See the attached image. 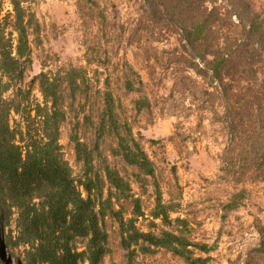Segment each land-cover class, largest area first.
Masks as SVG:
<instances>
[{
  "label": "rangeland",
  "instance_id": "rangeland-1",
  "mask_svg": "<svg viewBox=\"0 0 264 264\" xmlns=\"http://www.w3.org/2000/svg\"><path fill=\"white\" fill-rule=\"evenodd\" d=\"M27 6L41 26L40 42L30 38L33 63L21 85L31 89L32 100L43 102L39 82H33L41 73L59 78L76 68L89 79L86 97L67 108L60 127V144L74 174L82 172L70 141L77 133L94 151L98 170L108 164L131 183L144 212L140 230H177L152 217L160 191L163 202L175 207L171 218L188 222L187 238L210 248L209 264H264V131L255 135L249 127L259 113L253 93L264 94V52L247 32L254 17L264 31V0H154L151 6L145 0H28ZM11 11L9 1L0 0L2 16ZM206 19L191 45L185 28ZM221 55L227 61L228 93L239 94L238 99L224 94L212 72ZM128 80L135 91L127 89ZM106 92L120 102V123L155 165V177L145 187L118 155L116 139L96 135ZM231 202L238 207L225 208ZM122 204L126 217H133L132 203ZM16 225L13 211L5 240L15 241ZM105 227L111 252L102 264H128L119 225L107 218ZM10 250L27 264L24 247ZM3 259L14 264L6 255ZM135 264L187 263L161 249L138 254Z\"/></svg>",
  "mask_w": 264,
  "mask_h": 264
},
{
  "label": "trees",
  "instance_id": "trees-1",
  "mask_svg": "<svg viewBox=\"0 0 264 264\" xmlns=\"http://www.w3.org/2000/svg\"><path fill=\"white\" fill-rule=\"evenodd\" d=\"M8 1L12 11L5 16L0 13V247L5 250H0V264H5V255L14 264H21L10 252L11 247H24L27 264H102L111 252L105 227L107 218L119 225L128 264H135L138 254H154L161 249L181 257L187 264H209L210 248L187 238L188 222L171 218L175 207L163 202L160 191L152 217L164 226H176L177 230H162L160 234L140 230L137 222L144 212L131 183L108 164L98 170L94 151L77 133L70 136V141L82 172L74 174L60 144V127L67 119V108L86 97L84 88H90L89 79L76 68L64 71L59 78L41 73L33 82H39L43 102H34L31 89L24 90L21 85L33 63L30 38L40 42L41 26L27 6L28 0ZM145 1L151 6L154 0ZM207 21L200 26H184L191 45ZM262 29L254 17L247 32L264 52ZM226 64L224 56H217L212 72L222 84L224 94L238 99L239 94L228 93ZM126 87L135 91L130 80ZM10 92L12 95L7 97ZM253 94L254 111L258 109L259 113L249 127L256 135L257 130L264 131V94ZM121 107L110 92L104 94L96 135L116 139L118 155L135 169L136 182L145 187L148 179L155 177L156 168L132 130L120 123L117 111ZM142 108L143 102L139 101L137 110ZM123 201L132 203L133 217H126ZM237 207L231 202L225 208ZM13 211L17 214L18 236L15 241H7L4 230ZM152 225L156 226L154 222ZM81 242L85 243L84 249L79 248ZM260 249L264 252V241Z\"/></svg>",
  "mask_w": 264,
  "mask_h": 264
}]
</instances>
